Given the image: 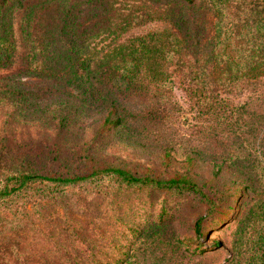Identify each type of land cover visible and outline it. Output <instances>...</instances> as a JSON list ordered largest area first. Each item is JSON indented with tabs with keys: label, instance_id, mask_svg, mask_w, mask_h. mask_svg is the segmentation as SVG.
Segmentation results:
<instances>
[{
	"label": "trees",
	"instance_id": "obj_1",
	"mask_svg": "<svg viewBox=\"0 0 264 264\" xmlns=\"http://www.w3.org/2000/svg\"><path fill=\"white\" fill-rule=\"evenodd\" d=\"M200 6L213 18L207 38L196 19ZM14 17L19 73L44 79L52 92L74 93L76 102L32 98L0 81V264H153L163 233L187 217L175 239L187 255L219 248L203 240L235 223L221 264H264V187L249 195L252 182H221L224 169L250 175L246 159L231 161L234 171L216 166L205 181L88 153L73 167L45 168L17 131L40 122L42 134L56 138L88 118L78 112L94 110L90 146L97 140L98 147L125 125L121 99L164 94L174 57L201 86L204 76L223 86L264 77V0H0V68L12 63ZM149 24L159 25L132 32ZM45 155L53 163L60 149L48 144ZM76 189L93 195L92 212L71 209ZM26 199L38 204L25 208Z\"/></svg>",
	"mask_w": 264,
	"mask_h": 264
},
{
	"label": "rangeland",
	"instance_id": "obj_2",
	"mask_svg": "<svg viewBox=\"0 0 264 264\" xmlns=\"http://www.w3.org/2000/svg\"><path fill=\"white\" fill-rule=\"evenodd\" d=\"M13 14L17 17L18 11ZM196 19L201 22L203 37H209L213 22L211 13L200 6ZM158 25L149 24L132 32H145ZM13 38L15 52L12 63L7 68H0V78L8 76V79L0 81L3 84L12 81L18 89L31 93L32 98H58L60 95L70 103H75L73 92L68 95L52 92V87L46 85L44 79L19 73L23 48L17 34L15 17ZM173 59L169 67L171 83L164 89V94L152 95L151 91L121 99L120 105L126 112L125 125L110 132L109 137L99 144L100 146L94 147L97 140L90 146L94 128H89L88 125L90 118L98 116L92 110L78 112L88 118L75 119L73 128L56 138L49 132L43 135L40 129L44 125L40 122H31L28 128L19 124L17 131L22 130L24 138H28L26 143L23 141L25 150L32 153L45 168L73 167L79 161L78 156L88 153L101 161H125L153 169L162 175H186L198 181L207 180L216 166H229L234 171L235 166L232 168L231 161L244 158L251 162L245 163L251 174L244 176L224 169L221 182L227 180L228 186L236 182L243 185L241 179L252 182L247 190L249 195L251 188L264 187L263 180L258 178L264 170V77L223 86L204 76L201 86L195 82L186 66H179L175 57ZM33 137L37 139L32 141ZM48 144H54L60 149V156H55L53 163L49 162L45 155V147ZM76 190L79 195L71 209L75 213L83 210L92 212L93 195ZM37 204L38 201L35 200L24 201L25 208ZM245 208L246 204H243L239 215L243 214ZM54 213L62 214L58 208ZM189 220L187 217L182 223L180 219H176L169 230L163 233L162 255L152 261L153 264H221L228 256L230 235L235 223L210 232L203 240L207 245L218 242L219 248L202 254L187 255L176 244L175 239L184 235L183 227Z\"/></svg>",
	"mask_w": 264,
	"mask_h": 264
}]
</instances>
